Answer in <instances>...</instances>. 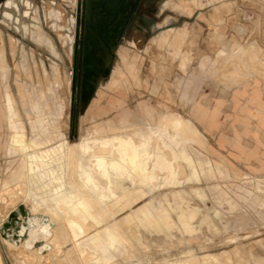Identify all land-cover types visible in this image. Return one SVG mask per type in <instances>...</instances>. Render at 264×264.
<instances>
[{"label": "rangeland", "instance_id": "374dc122", "mask_svg": "<svg viewBox=\"0 0 264 264\" xmlns=\"http://www.w3.org/2000/svg\"><path fill=\"white\" fill-rule=\"evenodd\" d=\"M192 1L142 0L115 49L110 75L88 104L73 114L75 0H0L4 264H26L23 257L27 264H264V0H242L220 11L196 0L200 4L193 16ZM183 32L176 46L174 39ZM139 107L152 108L154 113H181L199 131L193 126L189 141L176 147L186 148L192 164L175 162L178 183L174 185L151 177L154 173L146 160L150 178L142 189H152L136 191L135 182L144 174L136 171V163L126 166V183L119 190L130 201L124 200L125 207L117 211L112 203L102 205L97 195L90 194L92 178L101 196L114 198L95 157L88 155L92 177L86 180L74 166L73 149L67 154L56 149L64 140L67 144L85 141L93 152L97 143H112L114 136L118 153L126 143L123 140L132 135L119 132L121 128L110 118L118 120ZM165 113L160 118L167 122L165 131L179 133L189 127L186 119ZM167 117L180 118L182 129H177L179 122L172 126L175 122ZM151 138V144H160ZM43 140L46 147L41 148ZM23 144L30 147L22 150ZM32 148L44 160L50 159L48 152L54 153L58 164V183L63 185L56 188L57 211L67 218L52 226L54 234L60 233L61 248L60 239L53 240L50 234L45 237H50V247L38 248L29 235V250L22 245L14 250L2 235L1 227L13 212L29 228L35 218L50 223L47 210L32 212V202L24 197V183L32 171L25 152ZM64 159L68 165H61ZM20 187L24 192L17 191ZM62 191H68V196H62ZM76 192L84 194L95 210L80 205L83 217L71 222L75 202L70 201ZM21 204L25 214L19 210ZM95 252L101 259L87 261Z\"/></svg>", "mask_w": 264, "mask_h": 264}, {"label": "bare ground", "instance_id": "6f19581e", "mask_svg": "<svg viewBox=\"0 0 264 264\" xmlns=\"http://www.w3.org/2000/svg\"><path fill=\"white\" fill-rule=\"evenodd\" d=\"M166 114V113H165ZM171 114V113H170ZM168 114H166L167 116ZM169 116V115H168ZM178 117V116H176ZM174 117V118H176ZM173 118V119H174ZM181 118V117H180ZM178 118V119H180ZM167 119H171L172 118H168ZM176 120L174 119L172 123V126L176 125V123H178L180 120ZM122 120V119H120ZM166 120V119H165ZM123 121V120H122ZM182 121V120H181ZM169 122V123H170ZM164 123H167L166 121H164ZM163 123V124H164ZM183 123V122H182ZM165 125V124H164ZM168 125V124H167ZM171 126V124H170ZM179 127L175 126V128L177 127V129L179 128L180 130L182 128H180V122H179ZM183 126V125H182ZM123 127V126H122ZM182 131H184V129H182ZM120 132V131H119ZM181 132V131H180ZM115 133V132H114ZM141 134V133H140ZM142 135V134H141ZM164 135V134H163ZM140 136V135H139ZM109 137V136H108ZM146 137V136H145ZM113 140L112 143L110 142H100L97 143L94 147V151L90 152L88 145L85 141H81V142H74L71 144H67L66 140H64L59 147L56 150H59L61 153L67 154V152L71 149H73V151L75 152V154L77 156L74 157V166L76 168L80 169V173L83 176V178L86 179V177L90 178L91 174H90V163H89V159H88V155L89 156H94L97 164L99 165V172L108 179V184L105 186H111L113 189V194H112V200L110 201L109 199H106L104 196L100 195V192L97 190L96 185L94 183V180H92V178H90L91 180L89 181L90 183V194L93 195H97L98 196V200L100 201V203H102V205H106L108 203H112L117 211H121L124 207H125V203L124 200L126 202H129L130 199L128 197V195H125L124 192H122L121 190H119V187L121 185H124L126 183L123 175H124V171L126 170L125 167H129L131 165V163L133 164L134 162H132V160L129 157H125V155H129L132 153H129V151L125 148L120 149L118 153L121 154L122 150H123V154L124 157L122 156V154L119 157V154L117 153L116 150V145L118 143V140L116 138H114V136L112 137ZM151 137L150 138H145L143 144L141 145V147H139L137 153H135V155L137 156L136 158V171H140V176L143 173L144 175L142 176V179H140V181H138V186L140 185L142 188V184L146 181L145 179L150 178V176L152 177V175H154V177H156V173L154 171H152L154 174L150 175V172L147 171V167H145L144 164V159L146 157V152H148L150 150V147H152L154 144L151 141ZM143 140V137H142ZM160 149V144L156 143ZM118 146V145H117ZM123 146V145H122ZM138 146V145H137ZM30 146L23 144L20 146V148L22 150H26L28 149ZM66 147V148H65ZM118 148V147H117ZM157 148V147H156ZM65 149V150H64ZM119 149V148H118ZM132 150V149H131ZM130 150V151H131ZM55 152V151H54ZM155 153V152H154ZM57 154V153H56ZM48 157H50V159H43V157L39 154V152L36 151L35 148H32V152H25V157L28 161V164L31 165L32 167V171L30 178H28L27 183L25 182L24 184L26 185V192L24 194V197L26 196V199H30V201L32 202V208L30 209L32 212H37L40 208H44L47 210V213L50 214L49 216V224L43 227L42 232H40L39 235H37V230L35 228V226L37 225V223L39 222V219L35 218L32 222V224H34V226L30 227L25 224L23 221H20L18 219L14 220L13 222H11V226L6 225L5 223L2 225L1 229H2V235L4 236V240L5 242L8 244L9 248L14 249L16 247L19 246H23L25 248H27L29 250V246L32 245L31 240L29 239V235L30 237H32V239H35V244H37L38 248H42L45 249L48 246L50 247L51 242L48 241V239L51 237L53 240L56 239L58 240V238L60 239V242L58 243V247L61 248L62 245V239L60 237V233L57 231L54 234V226H52V222H57L60 221L63 218H67L66 215H64L63 213H60L59 211H57V201L58 198L56 196V188L59 186H62L63 183H58V177H57V166L58 164L53 160L54 159V153L52 152H48L47 153ZM64 155V154H63ZM62 155V156H63ZM66 157V156H65ZM72 157V156H71ZM61 158V157H60ZM59 158V159H60ZM150 158V157H149ZM148 158V159H149ZM152 158V157H151ZM158 160V159H157ZM156 161V160H155ZM92 162V161H91ZM150 162V161H149ZM60 163V162H58ZM73 163L71 165H73ZM156 163V162H155ZM69 161L68 159H64L61 162V165H68ZM158 164V162H157ZM154 165V164H153ZM73 166V167H74ZM158 166V165H157ZM34 167H37L38 170L40 172L36 173L34 170H36L37 168L34 169ZM149 167V166H148ZM72 168V167H71ZM156 169V168H155ZM74 170V169H73ZM153 170V169H152ZM92 171V170H91ZM60 172V171H59ZM79 172V171H78ZM93 172V171H92ZM128 172V171H127ZM98 173V172H97ZM146 173V174H145ZM74 174V173H73ZM79 174V173H78ZM150 175V176H149ZM100 176V174H99ZM98 176V177H99ZM139 176V177H140ZM26 177V176H25ZM29 177V176H28ZM92 177V176H91ZM97 179V178H96ZM75 180V179H74ZM87 180V179H86ZM24 182V181H23ZM154 182V181H153ZM152 182V183H153ZM156 182V181H155ZM162 182V181H161ZM136 183V182H135ZM73 184V183H72ZM78 184V183H77ZM103 184V183H102ZM156 184V183H154ZM150 185H152L150 183ZM70 186V185H69ZM74 186V184H73ZM104 186V187H105ZM153 186V185H152ZM61 188V187H60ZM69 188V187H68ZM72 188V187H70ZM63 189V188H62ZM66 189V188H65ZM150 190L152 189V187L149 188ZM70 190V189H69ZM68 190V191H69ZM142 190V189H141ZM17 191H23L24 192V188L20 187ZM59 191V190H58ZM60 192V194L62 196H68L67 192ZM137 191V190H136ZM22 192V193H23ZM71 192V191H70ZM11 193V192H9ZM17 194V193H16ZM15 194V195H16ZM21 194V193H20ZM58 194V193H57ZM71 194V193H70ZM104 194V193H103ZM10 195V194H9ZM16 197V196H15ZM25 199V198H24ZM62 199V198H61ZM5 202L6 200L8 201V199H4ZM12 200V199H11ZM10 200V201H11ZM67 200V199H66ZM95 201V200H94ZM24 202V201H23ZM22 202V203H23ZM71 203L75 202V206L73 207V211H72V218L70 219L71 222L73 221H80V219L83 217V215L81 214V211L79 210L80 205L84 206L88 205L91 207L92 210H95V207L93 204H91L90 200L88 198H86L84 196V194L78 193L76 192V195L74 197H72ZM13 204V203H12ZM62 204V202H61ZM63 205V204H62ZM68 206V205H67ZM63 208V207H62ZM70 209V208H69ZM111 209V208H110ZM10 211V209H9ZM9 211L7 213V215L9 214ZM69 211V210H68ZM12 212V211H11ZM10 212V213H11ZM110 212V211H109ZM111 214V213H110ZM69 215V214H68ZM66 216V217H65ZM166 216V215H165ZM69 217V216H68ZM71 217V216H70ZM152 218V217H151ZM67 220V219H66ZM109 220V219H108ZM152 220V219H150ZM9 223V222H8ZM41 224H45L41 222ZM148 224V223H147ZM149 225V224H148ZM13 227H14V233L13 232ZM86 227V226H85ZM35 228V229H32ZM118 228V227H117ZM32 229V230H31ZM109 229V228H108ZM31 230V231H30ZM30 231V232H29ZM53 231V232H52ZM118 233V232H117ZM52 235L49 238H45L47 235ZM12 236L13 240H10L8 237ZM134 236V235H133ZM136 236V235H135ZM118 239V238H117ZM134 239V238H133ZM124 240V239H123ZM58 242V241H56ZM53 243V242H52ZM110 245L111 243H113V241H109ZM54 244V243H53ZM19 249V248H18ZM15 250V249H14ZM20 250V249H19ZM24 250V249H22ZM21 250V251H22ZM63 250V249H62ZM13 251V250H12ZM25 251V250H24ZM63 252V251H62ZM27 253V251H26ZM98 252L95 253H91L89 255V258L86 259L89 262H93L96 260L101 259L102 255L97 254ZM21 254V253H20ZM23 254V253H22ZM30 256V255H29ZM26 260V264L28 263V260L26 257H23ZM84 260V259H83ZM29 261H30V257H29ZM85 261V260H84ZM86 262V261H85ZM87 263V262H86ZM0 264H4V260L0 251ZM31 264V263H30ZM168 264V263H167Z\"/></svg>", "mask_w": 264, "mask_h": 264}, {"label": "flooded vegetation", "instance_id": "af4514ba", "mask_svg": "<svg viewBox=\"0 0 264 264\" xmlns=\"http://www.w3.org/2000/svg\"><path fill=\"white\" fill-rule=\"evenodd\" d=\"M141 1L75 0L70 75L73 114L88 104L110 75L115 49Z\"/></svg>", "mask_w": 264, "mask_h": 264}, {"label": "crops", "instance_id": "0c3cea01", "mask_svg": "<svg viewBox=\"0 0 264 264\" xmlns=\"http://www.w3.org/2000/svg\"><path fill=\"white\" fill-rule=\"evenodd\" d=\"M241 1L242 0H201L202 4H205L208 7H211V9L217 8L219 11L221 8H224L225 5L239 4L241 3ZM199 4H200L199 1H196V0L192 1V5H191L192 16L194 15L193 13L195 11L194 9H197V10L199 9ZM178 34L179 36H177V39H174L176 46L178 45L180 41L179 39L182 40L183 36L185 35L184 32L178 33ZM184 66H185V62L182 63V67ZM165 112H169V113H172L173 115L180 116L186 119L189 122V127L185 131H182L179 133L173 129H170L169 131L168 130L165 131L166 125H164L160 119ZM136 113L139 114L138 118L134 117ZM130 116L132 118H130ZM110 119H112L115 124L119 125V127L121 128L120 132L128 133L132 135L131 137L127 135L129 140H123V144L126 142L123 145V148H126L129 151V153H132V154H129V158L134 163H136V159H137L136 158L137 156L135 155V153H137L139 147H141L145 138L155 137V139H159V143L161 146L160 149L158 145L155 143L152 147H150V150L146 152V157L144 159V163L147 160V163H149L151 169H153L152 171L156 173V177L159 179V182H161L162 181L161 179L164 178V181H162L163 184L174 185L178 183L177 168L175 166V162L177 160L182 159L188 164L190 165L192 164V160L189 154L187 153L186 148L183 147L180 150H176V147L181 143V141H183L184 143L189 141L190 135L194 131L193 126L195 127V130L197 131L199 130L194 125L191 119L184 117L181 113L171 112V111H160V112L154 113V110L152 108L139 107L132 114L125 113L118 120H115L113 118H110ZM120 119H122L123 121ZM41 132L48 133L50 132V130L42 129ZM142 137H143V140H142ZM44 141L45 140L41 142L42 143L41 145L39 144V147L40 146L41 148L46 147L45 146L46 142ZM162 172H164L166 175L160 176V173ZM137 182L134 185L135 187L133 188L137 189V191H141L142 188L140 185L138 186ZM142 190L149 191V189H142ZM46 225H47L46 223L41 224V222L39 221L36 226L39 229H41L42 226L44 227Z\"/></svg>", "mask_w": 264, "mask_h": 264}, {"label": "water", "instance_id": "95a60500", "mask_svg": "<svg viewBox=\"0 0 264 264\" xmlns=\"http://www.w3.org/2000/svg\"><path fill=\"white\" fill-rule=\"evenodd\" d=\"M19 210H20V212H21L22 214H25V213H26V211H25V206H24L23 204L19 205ZM9 219H10L9 221L5 222V224H6V225H9V226H11V224H12L11 222H13L14 220H16V219L19 220V218H17V213H16V212L11 213ZM8 222H9V223H8ZM1 231H2V229H1Z\"/></svg>", "mask_w": 264, "mask_h": 264}, {"label": "clouds", "instance_id": "9594fccd", "mask_svg": "<svg viewBox=\"0 0 264 264\" xmlns=\"http://www.w3.org/2000/svg\"><path fill=\"white\" fill-rule=\"evenodd\" d=\"M40 232H42V229H37V235H39Z\"/></svg>", "mask_w": 264, "mask_h": 264}]
</instances>
